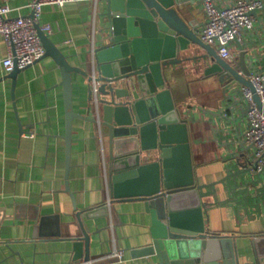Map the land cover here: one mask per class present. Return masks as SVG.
<instances>
[{
    "label": "crops",
    "instance_id": "crops-1",
    "mask_svg": "<svg viewBox=\"0 0 264 264\" xmlns=\"http://www.w3.org/2000/svg\"><path fill=\"white\" fill-rule=\"evenodd\" d=\"M30 1L0 0V4L8 3L15 14H30ZM190 6L194 14L189 11ZM42 11L40 25H50L49 35L71 63L89 69L100 28L97 4L89 0L67 2L63 7L47 4ZM183 12L202 29V0H187ZM261 21L252 33L256 44L251 40L250 44L264 63L263 18ZM7 54L5 38L0 35V76L8 73L2 63ZM199 75L202 73L182 72L179 80L173 82V89L182 112L192 118L193 163L199 181L210 182L227 175V142L236 137L232 131L233 117L238 116L237 122L241 124L244 114L228 107L226 84ZM61 80L60 65L48 55L18 74L16 102L11 94V80L0 83V264L83 261H75L71 256L70 238L81 234L77 210L103 205L109 199L107 144L98 124L84 117H76L73 124L68 181L72 192L67 190L66 116ZM72 80L74 110L94 117L89 107V80L78 72L72 74ZM223 110L231 116L221 117ZM231 182L227 179L218 184L214 194L207 197L214 201L209 211L210 227L234 232L241 258L247 252L253 258L251 239L264 234V191L254 187L250 192L235 190L233 198L228 190ZM108 205L105 215L83 219L92 233V256L118 247L125 250V260L105 264H146L130 254L131 248L148 240L150 219L143 211L144 203L122 200Z\"/></svg>",
    "mask_w": 264,
    "mask_h": 264
},
{
    "label": "water",
    "instance_id": "water-1",
    "mask_svg": "<svg viewBox=\"0 0 264 264\" xmlns=\"http://www.w3.org/2000/svg\"><path fill=\"white\" fill-rule=\"evenodd\" d=\"M186 1L99 0L100 28L89 69L71 63L40 23L35 24L46 48L42 58L52 56L62 71L68 192L75 118L98 124L107 144L109 199L103 205L77 210L81 234L70 238L75 261L92 257V233L83 219L105 215L108 203L136 200L144 203L150 223L148 240L130 250L133 258L146 264H264V234L251 239L253 258L250 252L241 258L235 233L210 227L214 201L207 200L230 177L241 178L246 192L259 179L252 176L249 166L228 171L217 180L199 181L193 163L192 118L182 112L173 82L195 67L203 79L250 86L258 106L264 108V103L245 75L250 69L243 45L239 59L245 74L201 39L194 18H186L183 12ZM189 11L194 14L193 7ZM23 69L15 59L13 70L0 76V83L11 80L13 99ZM74 72L89 80V107L94 117L74 110ZM235 161L239 163L241 157L235 156Z\"/></svg>",
    "mask_w": 264,
    "mask_h": 264
},
{
    "label": "built area",
    "instance_id": "built-area-1",
    "mask_svg": "<svg viewBox=\"0 0 264 264\" xmlns=\"http://www.w3.org/2000/svg\"><path fill=\"white\" fill-rule=\"evenodd\" d=\"M84 0H31L29 6L32 13L15 14L13 7L8 3L0 4V35H3L8 47V54L2 59L6 71L10 72L15 67V59L20 68H26L34 61L42 58L46 53L41 37L35 24L40 22L43 7L47 4H57L61 7L67 2H82ZM96 4L99 0H89ZM204 25L200 30V37L204 42L214 45L223 59H227L242 74L240 53L245 50V58L250 69L249 74L256 93L261 96L264 103V63L256 53L253 31L258 26V21H264V0H202ZM259 12H262L259 14ZM262 22V21H261ZM45 32L51 31L50 25L41 26ZM251 37V39H250ZM249 39V41H248ZM254 45L250 44L251 41ZM261 41H263L260 38ZM243 48H240V45ZM252 45V46H251ZM237 46V47H236ZM228 107L232 111H240L244 119L239 124L238 116L234 114L235 138L228 140V156L225 159L227 171L234 172L238 169L252 167V176L259 179L257 185H250L256 190L264 191V108H260L254 98L250 86L232 82L226 83ZM221 117H230L227 110L220 111ZM242 114V115H243ZM233 115V113H232ZM235 156L241 157L236 163ZM249 178V177H248ZM228 190L233 198L235 190L245 187L241 178L233 177ZM250 179V178H249ZM237 185V186H236ZM245 190V189H244ZM236 199V198H235ZM237 202L241 201L239 197ZM238 202V203H239ZM125 250L114 247L106 253L92 256L88 261L73 262L71 264H105L110 261H124Z\"/></svg>",
    "mask_w": 264,
    "mask_h": 264
},
{
    "label": "rangeland",
    "instance_id": "rangeland-1",
    "mask_svg": "<svg viewBox=\"0 0 264 264\" xmlns=\"http://www.w3.org/2000/svg\"><path fill=\"white\" fill-rule=\"evenodd\" d=\"M191 71H192V72H195V73L197 72L195 67H194V68H191ZM200 73H202V72H198L197 74H200ZM202 74H203V73H202ZM199 77L201 78L202 76L199 75ZM214 81H215V80H214ZM215 82H216V81H215ZM212 83H213V82H212ZM213 84H214V83H213ZM216 85H217V84H216ZM225 123H228V121H226Z\"/></svg>",
    "mask_w": 264,
    "mask_h": 264
}]
</instances>
